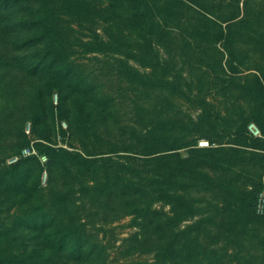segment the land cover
Returning <instances> with one entry per match:
<instances>
[{
    "label": "rangeland",
    "instance_id": "obj_1",
    "mask_svg": "<svg viewBox=\"0 0 264 264\" xmlns=\"http://www.w3.org/2000/svg\"><path fill=\"white\" fill-rule=\"evenodd\" d=\"M81 1L96 11L92 27L73 17L65 0H45L42 14L70 45L63 51L61 69L78 71L81 80L109 102L98 111V99H87L88 125L94 124L88 142L93 152L119 164L111 170L68 160L50 167L39 151L42 144L81 154L63 143L69 141L79 101L64 87L67 79L30 73L28 66L42 64L45 52L43 46L15 49L21 37L9 33V24L22 12L0 20V264L11 259L30 264H264V224L237 210L242 193L258 188L254 215L264 216L257 208L264 192V150L243 146L237 136L243 119H249L247 126H257L253 116L264 113V0H183L187 7L174 0H158L157 6L154 0ZM193 2L210 14H221L224 8L230 12V7L239 11L240 21L232 27L238 74L222 72L219 62L225 68L227 56L219 44L208 49L188 37ZM165 5L180 7L183 13L162 17L158 10ZM145 13L154 27L141 22ZM124 65L156 83L177 81L192 101L169 88L132 82ZM52 105H61L62 119ZM147 132L161 136L152 149L137 141ZM77 138L71 141L75 148L83 136ZM178 139L190 148H216L200 170L215 184L209 191L172 190L183 196V204L162 201L150 188H143L129 205L114 193L124 180L142 184L141 178L152 173L143 154L173 149ZM201 141L208 146L200 147ZM178 152L188 155L187 148ZM31 157L38 163L26 161ZM127 164L141 178L127 176L121 167ZM17 180L25 182L27 195L8 190ZM60 197L65 205H60ZM105 202L113 208L107 209ZM150 210L158 213L153 221ZM72 216L89 238L82 253L89 246L96 248L89 259L77 263L55 259L40 231L24 223L54 217L57 226H63ZM22 246L25 254L19 253Z\"/></svg>",
    "mask_w": 264,
    "mask_h": 264
},
{
    "label": "trees",
    "instance_id": "obj_2",
    "mask_svg": "<svg viewBox=\"0 0 264 264\" xmlns=\"http://www.w3.org/2000/svg\"><path fill=\"white\" fill-rule=\"evenodd\" d=\"M44 1L45 0H0V20L6 19L13 13V16H15L16 13L22 12V16L17 19L16 22L9 24V33L13 34L17 38L21 37L20 40L15 43V49L17 51H23L39 46L44 47V62L39 65H29L28 67H31L30 73L39 72L41 74H55L58 77L67 79L64 87L69 89V94H75L77 101H79L74 114L75 120L71 124L69 131V141L65 142V140H63V143H66L71 149H79L81 154L65 150L63 148L56 149L48 144L40 145L41 148L39 151L41 154L47 156L48 163L51 168L57 165H63L68 160H74L89 167L103 168L102 166H104L112 170L114 166H118L119 163L114 161L109 156H100L101 154L103 155V153L96 154L93 152L88 142L90 133H92V130L94 129V124L92 122L88 125L89 119H91V114L87 115V113H89L87 112V105L90 102V100L87 99H98L97 104L95 105V109H98V111H103L105 108H108L109 102L100 98L95 88L84 83L81 80L78 71L73 72V69H61L63 51L66 49L68 51V49H70V45L67 44L66 35L42 14V4ZM154 3L156 6L161 4L158 0H154ZM174 3L178 6L183 5L187 7V5L183 3V0H174ZM26 4H30L31 7L27 6L25 8L24 6ZM193 5L196 8H189L194 15L192 16L193 22L190 23V28L188 30V37L199 44L204 45V47L208 49L219 44L227 56L225 68L222 67L221 61L219 62V67L222 72L226 74V71H228L231 75L238 74V65L240 62L238 64L235 63L237 61V55L234 51L232 27L234 23H238L240 21L239 11L236 10L234 12L233 7H230V12H226L224 8L222 9L224 12L221 14H210L209 10H206V8L200 4L193 2ZM65 7L78 22L83 23L88 27L95 25L96 11L92 4L81 0L75 2L65 0ZM179 13H183V9L180 7H174V5L172 7L165 5L163 8L160 6L158 10V14L162 15V17L165 15L167 17L172 16L171 18H175L179 16ZM31 15L37 16L31 18ZM146 17V13L143 14L141 22L146 21L148 23L147 27H154L153 20L150 19V17L149 19H144ZM223 25H225V27H223ZM58 44H65L67 46H65V48H58ZM123 68L124 74L132 82L150 88H169L173 95H181L191 100L189 96L181 92L177 81L156 83L152 79L142 77L127 65H124ZM52 109L55 110L54 113L57 115L58 119L63 118L64 110L61 105H52ZM211 114L212 113H209L210 116L213 115ZM252 119L257 124V128L261 131L262 138H252V136L248 133L247 124L249 119L242 120V124L238 128L237 136L243 140V146L252 149L264 150V113L253 116ZM65 135L66 132L61 133V136L64 139ZM79 136H83V139L79 140V148H75L72 142L76 141ZM160 139V134L157 135L153 132H147V135L138 136L137 141H139V143L147 142L148 144H146V147L152 149L156 143H159ZM176 141L178 144L173 149L163 150L158 148L155 151L149 150L151 152L143 154L145 157L144 163L152 166V173L146 178H141L138 174H133L134 169L129 170L131 168H128V164L121 165L122 169L127 173V176L133 175L135 178L140 177L142 184H134V182L129 179L124 180L125 182H120V192L116 190L114 193L119 195L122 201L129 205L130 199L137 198L141 195L143 188H150L157 193L159 199L162 201L169 202L172 199H175L183 204V196H176L171 193L172 190H176L181 193L186 192V190L190 188L200 192L209 191V189L215 184L209 181L200 170L203 165L210 163L211 160L209 157H212L216 148H190L191 145L184 144L182 142L183 140L178 139ZM185 148L188 149V155L187 157H182L178 151ZM30 160H34L38 163V160L35 157L26 159V161ZM190 178L197 181L188 182V179ZM138 185L142 188L140 189ZM8 190L18 194L28 193L25 182H18V180ZM258 191V188L244 191L239 197L240 207L237 210L239 214L252 217L254 222L258 221L259 224H264V216L258 217L254 215L255 201ZM109 192H111V190ZM59 199L62 200L60 201L62 202L60 205H65V198L60 197ZM105 207L107 209L113 208L110 204H107V202H105ZM147 214L149 215V220L153 221L158 213L150 210ZM73 217L74 216L70 218L68 224L63 226H57L56 218L54 217H45L31 221L27 220L24 223L35 232L40 231L41 236L44 237L43 239L45 244L48 249H51L50 252L54 254L53 257L55 259L64 263H77L89 259L90 256L96 253V248L89 246L90 248H88V252L86 254L82 253L85 242L89 243V238L84 234V230L82 229L80 222ZM21 248L23 249H21L19 253L25 254L27 252L26 246H22ZM32 257L33 256L29 258L31 259ZM8 261L9 264H30L32 262L30 260L28 262H23L17 259H11Z\"/></svg>",
    "mask_w": 264,
    "mask_h": 264
},
{
    "label": "built area",
    "instance_id": "obj_3",
    "mask_svg": "<svg viewBox=\"0 0 264 264\" xmlns=\"http://www.w3.org/2000/svg\"><path fill=\"white\" fill-rule=\"evenodd\" d=\"M247 130H248V133L252 136V137H255V138H260L261 137V134H260V131L259 129L257 128V126L255 124H249L247 126ZM199 146L200 147H206L208 146V142H204V141H201L199 142ZM41 161H44V158H40ZM257 208H258V212L259 213H264V192H262L257 200Z\"/></svg>",
    "mask_w": 264,
    "mask_h": 264
}]
</instances>
